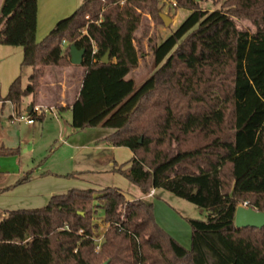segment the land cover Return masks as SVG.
I'll return each instance as SVG.
<instances>
[{"label":"trees","instance_id":"16d2710c","mask_svg":"<svg viewBox=\"0 0 264 264\" xmlns=\"http://www.w3.org/2000/svg\"><path fill=\"white\" fill-rule=\"evenodd\" d=\"M176 1L191 13L154 46L157 69L136 88L126 76L139 65V8L158 0H83L41 41L38 0H2L0 44L22 47L21 68H32L27 85L19 75L3 101L21 116L24 97L36 105L46 69L71 65L72 44L85 49L87 72L72 109L81 112L80 127L112 128L105 140L134 155L115 170L145 197L164 188L207 211L206 220L188 219L190 248L159 225L145 198L128 199L116 187L73 188L45 206L6 211L0 264H264V227L235 225L241 203L264 211V0H217L222 5L212 10ZM237 16L256 29L240 28ZM19 152L0 144V155ZM97 209L107 224L99 249Z\"/></svg>","mask_w":264,"mask_h":264},{"label":"rangeland","instance_id":"374dc122","mask_svg":"<svg viewBox=\"0 0 264 264\" xmlns=\"http://www.w3.org/2000/svg\"><path fill=\"white\" fill-rule=\"evenodd\" d=\"M196 2L210 10L222 5V1L217 0H196ZM150 8L168 14L172 17V22L166 26L156 21ZM139 11L143 14V21L136 31L134 40L139 55V65L128 74V77L134 80L136 88L140 87L157 69L153 56L154 46L172 34L191 13L186 8L173 7L165 0H158L156 6L152 7L140 6ZM235 20L242 29L251 31L256 29L251 19L237 16ZM8 46L13 49L9 58L22 52V47ZM8 57L2 62H6ZM2 62L0 61V64ZM7 63L8 61L4 69L0 66L2 92L8 89L11 83L6 77L12 68V60L8 65ZM20 63L21 61L18 62L16 76L21 75L23 85H27L32 68H21ZM84 70L87 72V69ZM29 99L24 97L21 116L14 118L9 117L10 103L0 105V144L10 148H20L19 153L0 155V189L14 184L26 173L31 172L32 175L29 181L0 192V220L6 216V209L42 207L48 203L51 196L66 193L73 188H94L101 193L108 187H116L128 198H145L146 201L153 203L155 218L159 225L183 246L190 248L192 229L188 219L206 220L207 211L204 208L164 188H157L155 195L145 197L138 185L115 170L131 158L130 150L107 143L104 138L113 131L110 127L97 125L82 129L81 112L47 111L42 121L34 119L33 125L27 124L21 117H28L25 109ZM145 108L142 106L141 111ZM148 119L146 118V121ZM102 216L103 211L97 209L93 219V223L97 225L94 228L97 245L101 244L107 228Z\"/></svg>","mask_w":264,"mask_h":264},{"label":"crops","instance_id":"0c3cea01","mask_svg":"<svg viewBox=\"0 0 264 264\" xmlns=\"http://www.w3.org/2000/svg\"><path fill=\"white\" fill-rule=\"evenodd\" d=\"M82 2L83 0H38L37 30H36L37 41L43 40L60 20L72 15L75 12V10L82 4ZM63 46L66 47L67 43L64 44ZM12 51L13 49L8 45L6 46L4 44H0V61L2 62L4 59H6V57H8ZM8 58L6 60V62L8 61L7 65L12 60V68L8 73L6 80L12 83V81L19 76V75L16 76L18 73L17 67H18V62L20 61L22 62L21 59H23V49L20 54L13 56L9 59ZM4 62L0 64L1 69H4L5 67L6 62L5 63ZM84 69L86 68L81 65H74V64L68 65L67 67H63V68L48 67L46 69L45 75L41 82V86L36 96V105L39 104L52 105L53 107H55V110H58L60 113H64L70 110L72 111L73 105L77 101L81 92L82 84L86 73ZM126 79H130L128 75L126 76ZM8 89L6 90L4 89V92H2L0 88V105H5L6 103H10L11 105L9 109H11V112L9 113V117L14 118L15 111L13 104L9 101H3V98L6 96ZM28 97L30 99L26 103V109H25L27 113H29L28 110L29 107L32 106L31 102L33 101L32 96H28ZM44 116H46V113H44ZM26 123L29 125L34 124L28 122ZM130 153L132 158L134 155L131 150ZM127 166H129V164H127ZM155 193L156 190L154 191V195ZM147 197L149 198L150 196ZM128 199H132V198H128ZM7 210H13V209H6L5 211Z\"/></svg>","mask_w":264,"mask_h":264},{"label":"water","instance_id":"95a60500","mask_svg":"<svg viewBox=\"0 0 264 264\" xmlns=\"http://www.w3.org/2000/svg\"><path fill=\"white\" fill-rule=\"evenodd\" d=\"M160 17L164 21V24L168 26L172 22V17L166 13H160ZM85 49H78L75 44L71 45L70 50V61L74 65H81L85 56ZM102 62H109V53H106ZM29 112L32 111V106L29 107ZM235 225L238 228L254 227L262 228L264 227V211H259L253 207H248L246 205L238 206L235 213Z\"/></svg>","mask_w":264,"mask_h":264},{"label":"built area","instance_id":"2783aa9c","mask_svg":"<svg viewBox=\"0 0 264 264\" xmlns=\"http://www.w3.org/2000/svg\"><path fill=\"white\" fill-rule=\"evenodd\" d=\"M166 3L170 4L171 6L173 7H176L177 6V1L176 0H165ZM67 42L65 40H63V45L66 44ZM35 113L37 114H42V113H46L47 111H54L55 110V107L51 106V107H48V106H44V105H35L32 109ZM25 122H28V123H34V117L33 116H29L28 117H21ZM154 191L155 190H152L148 196H153L154 195ZM100 247V244L97 245V249H99Z\"/></svg>","mask_w":264,"mask_h":264}]
</instances>
